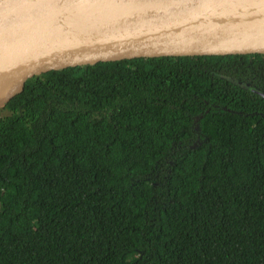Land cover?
I'll use <instances>...</instances> for the list:
<instances>
[{"label": "trees", "instance_id": "16d2710c", "mask_svg": "<svg viewBox=\"0 0 264 264\" xmlns=\"http://www.w3.org/2000/svg\"><path fill=\"white\" fill-rule=\"evenodd\" d=\"M3 110L0 264H264L263 55L50 71Z\"/></svg>", "mask_w": 264, "mask_h": 264}, {"label": "water", "instance_id": "95a60500", "mask_svg": "<svg viewBox=\"0 0 264 264\" xmlns=\"http://www.w3.org/2000/svg\"><path fill=\"white\" fill-rule=\"evenodd\" d=\"M264 55V0H0V108L50 71Z\"/></svg>", "mask_w": 264, "mask_h": 264}, {"label": "flooded vegetation", "instance_id": "af4514ba", "mask_svg": "<svg viewBox=\"0 0 264 264\" xmlns=\"http://www.w3.org/2000/svg\"><path fill=\"white\" fill-rule=\"evenodd\" d=\"M249 55H255V54H249ZM249 55H244V56H249ZM260 55H263V54H260ZM264 56V55H263ZM249 60H252V58H249ZM230 81L234 82L235 84H239V86L241 87H249L250 88V85L249 83H244L242 81H239L237 79H233V78H229ZM249 85V86H248ZM198 135H200V133L198 132Z\"/></svg>", "mask_w": 264, "mask_h": 264}, {"label": "rangeland", "instance_id": "374dc122", "mask_svg": "<svg viewBox=\"0 0 264 264\" xmlns=\"http://www.w3.org/2000/svg\"><path fill=\"white\" fill-rule=\"evenodd\" d=\"M3 109H4V108H0V116H3V115H5V114H7V112L4 111Z\"/></svg>", "mask_w": 264, "mask_h": 264}]
</instances>
